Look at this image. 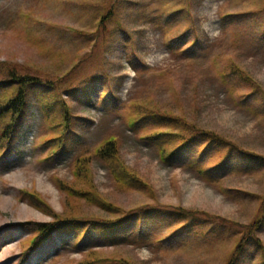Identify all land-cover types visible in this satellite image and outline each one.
<instances>
[{
    "label": "rangeland",
    "instance_id": "obj_1",
    "mask_svg": "<svg viewBox=\"0 0 264 264\" xmlns=\"http://www.w3.org/2000/svg\"><path fill=\"white\" fill-rule=\"evenodd\" d=\"M110 1L0 0V80L7 79L11 70L43 80L61 79L69 87L97 78L98 90L109 89L121 104L116 112L99 105L96 87L89 89L90 102L63 94L70 113L82 118L75 124L79 141L62 155L45 160L51 150L44 147V140L54 135L50 133L51 124L40 112L36 93L30 94L26 118L14 142L18 154L4 158V152H0V264L19 263L29 237L19 223L51 219L19 201L18 191H37L53 210H65V194L55 179L72 178L79 153L89 157L93 189L114 205L108 210L113 214L144 205L180 206L247 223L257 213L264 192V165L251 170H227L218 181L203 178L189 168L162 163L156 148L128 128L126 116L144 102L152 109L184 117L238 149L264 157V101L244 99L248 92L244 89L230 93L217 74L232 61L256 81V95L264 97V49H251L245 44L239 49H225L228 37L219 18L225 12L251 11L248 17L255 20L245 29L253 32L255 25L264 21V12L257 11L262 0H117L115 18L107 22L105 33L97 32L96 36L92 29L98 23V11L105 10ZM172 13L166 25L164 19ZM205 25L209 31L218 28L219 34L209 37ZM187 29L206 43L191 60L177 56L168 47L169 39ZM13 94L6 85L0 90V103ZM6 120H0V136ZM107 136L116 138L117 158L138 177L136 184L117 185L106 164L92 157L91 149ZM0 143L4 148L6 142L0 138ZM68 200L72 207L79 205L85 213L99 214L91 204ZM216 231L217 235L208 233L205 238L191 235L182 246L172 249L139 240L114 248L97 246L94 251L101 257L123 258L134 264H222L235 238L232 231L218 227ZM258 236L264 245V225ZM72 237L55 235L24 264L81 261L85 249H73ZM65 238V245L61 246L59 242ZM250 247L244 264H259V251Z\"/></svg>",
    "mask_w": 264,
    "mask_h": 264
},
{
    "label": "trees",
    "instance_id": "obj_2",
    "mask_svg": "<svg viewBox=\"0 0 264 264\" xmlns=\"http://www.w3.org/2000/svg\"><path fill=\"white\" fill-rule=\"evenodd\" d=\"M116 2L117 0H112L107 4L105 10L98 11V23L92 29V31L95 30L96 36L97 32L105 33L108 30L107 22L112 17L115 18ZM260 4V9L257 11L264 12V9L262 10L264 0ZM250 14H252L251 11L225 12L220 16L223 31L227 33L228 37L225 49H239L242 44L251 49H264V21L257 23L253 32L247 31L245 27L255 20L254 17H248ZM173 15L174 13L168 15L164 22L169 24L168 20ZM243 16L246 18H242ZM120 30L124 31V28L120 27ZM188 30L169 39L168 47L177 56L191 60L196 57L194 55L206 43H202L197 35H190ZM96 39H91V42L95 43ZM222 50L220 52H225ZM218 54L220 55V53ZM134 69L138 71L136 67ZM217 74L221 84L227 87L230 93L244 89L248 90L243 95L244 99L264 101V97L256 95L257 89L259 90L256 81L238 64L232 61L228 62L218 70ZM96 84L97 78H90L83 81L82 85L69 87L61 79L57 81L43 80L34 75L18 74L13 70L8 71L7 79L0 81V90L5 89L7 85V91L14 93L0 103V120L7 118L2 125V135L0 136L6 142L5 154H17L14 142L25 120L28 98L32 92L36 93L35 98L40 112L51 124L49 126L50 133L54 135L44 140V147L51 150L50 155L45 159L53 160L73 143H78L75 124H78L80 119L70 113L69 106L62 96L66 93L68 97H81L84 101L90 102L89 89L96 87ZM242 85L244 87H241ZM96 92L98 104L113 112L121 108L120 101L109 89L98 90L96 87ZM126 118L129 120L128 128L139 134V139L156 148L162 163L177 164L189 168L203 178L218 181L227 174V170L233 168L251 170L254 166L264 165V157L238 149L231 143L224 142L212 131L197 127V124L184 117L174 115L172 112L152 109L144 102L133 107ZM146 130H153V132L141 133ZM92 157L106 164L111 178L117 185L136 184L139 181L138 177L128 171L117 158L115 137L107 136L102 140L94 148ZM88 158L80 153L77 155L73 175L69 181L56 177V186L65 194L66 208L65 210L63 208L61 212L53 210L36 191L30 189L19 191L20 199L26 200L33 207L50 216L51 219L46 222L27 221L21 224L23 229L30 232V235L22 247L18 264L25 262L30 253L40 248L54 232L65 235L72 234V244L76 247L75 249H85L84 258L73 264H134L123 258L101 257L94 251V248L96 246L114 248L130 245L139 240H148L156 244H164L166 248L172 249L182 246L191 235L205 238L210 233L215 236L218 234L217 227L232 231L233 238H235L233 248L222 264H244L251 253L250 246L259 251L258 263L264 264V245L258 236V231L264 225V192L259 198L256 215L247 223L210 216L201 211L189 210L180 206L144 205L116 215L108 211L114 205L107 202L93 189L90 180L91 174L88 170ZM70 198L82 204H91L94 208L97 207L99 214L85 213L79 205L72 207L68 200ZM105 214L111 216L108 217ZM154 239L157 241L155 242ZM65 241L62 240L60 244L63 246Z\"/></svg>",
    "mask_w": 264,
    "mask_h": 264
},
{
    "label": "clouds",
    "instance_id": "obj_3",
    "mask_svg": "<svg viewBox=\"0 0 264 264\" xmlns=\"http://www.w3.org/2000/svg\"><path fill=\"white\" fill-rule=\"evenodd\" d=\"M204 31L209 37H215V36H217L219 34V29L218 28H215L214 30L209 31L207 25H205Z\"/></svg>",
    "mask_w": 264,
    "mask_h": 264
}]
</instances>
